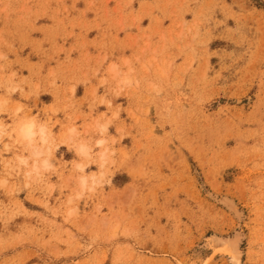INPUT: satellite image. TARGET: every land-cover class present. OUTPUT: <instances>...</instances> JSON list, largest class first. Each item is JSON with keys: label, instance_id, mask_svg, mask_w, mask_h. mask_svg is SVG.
<instances>
[{"label": "rangeland", "instance_id": "374dc122", "mask_svg": "<svg viewBox=\"0 0 264 264\" xmlns=\"http://www.w3.org/2000/svg\"><path fill=\"white\" fill-rule=\"evenodd\" d=\"M237 233L264 264V0H0V264H230Z\"/></svg>", "mask_w": 264, "mask_h": 264}, {"label": "bare ground", "instance_id": "6f19581e", "mask_svg": "<svg viewBox=\"0 0 264 264\" xmlns=\"http://www.w3.org/2000/svg\"><path fill=\"white\" fill-rule=\"evenodd\" d=\"M33 125L25 124L21 127L19 132V137L28 143L32 142L33 139ZM80 152L85 154V149L81 148ZM36 153V152H35ZM40 153L37 152L35 155H39ZM221 203L225 206V208L231 213L233 218L237 219L238 221L241 220L242 214L237 206V204L229 197H224L221 200ZM243 235L241 233H237L236 235L223 240L228 247L229 255H230V264H241L242 263V256L240 252V244L243 240ZM228 255V257H229Z\"/></svg>", "mask_w": 264, "mask_h": 264}]
</instances>
